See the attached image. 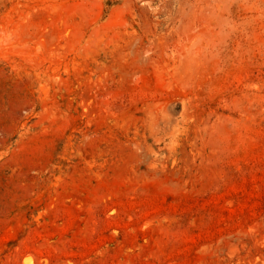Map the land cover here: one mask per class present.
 <instances>
[{
	"label": "rangeland",
	"instance_id": "rangeland-1",
	"mask_svg": "<svg viewBox=\"0 0 264 264\" xmlns=\"http://www.w3.org/2000/svg\"><path fill=\"white\" fill-rule=\"evenodd\" d=\"M0 264H264V0H0Z\"/></svg>",
	"mask_w": 264,
	"mask_h": 264
}]
</instances>
